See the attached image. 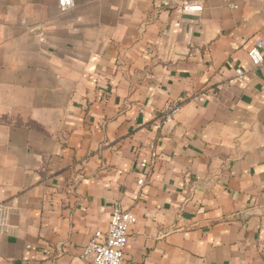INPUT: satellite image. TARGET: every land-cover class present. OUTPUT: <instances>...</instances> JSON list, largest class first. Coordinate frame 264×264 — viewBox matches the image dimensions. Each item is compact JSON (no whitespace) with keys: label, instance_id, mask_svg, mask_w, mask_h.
I'll return each instance as SVG.
<instances>
[{"label":"crops","instance_id":"0c3cea01","mask_svg":"<svg viewBox=\"0 0 264 264\" xmlns=\"http://www.w3.org/2000/svg\"><path fill=\"white\" fill-rule=\"evenodd\" d=\"M73 1L0 0V264H264V0Z\"/></svg>","mask_w":264,"mask_h":264},{"label":"built area","instance_id":"2783aa9c","mask_svg":"<svg viewBox=\"0 0 264 264\" xmlns=\"http://www.w3.org/2000/svg\"><path fill=\"white\" fill-rule=\"evenodd\" d=\"M59 7L66 10L73 6V0H58ZM190 10H201V5H191L187 7ZM43 41L44 38L42 37ZM264 41L258 40L254 42L249 50L248 55L255 66L264 64L263 54ZM237 74L242 76L244 71L239 68ZM183 102L181 100H168L164 107L156 116V123L161 127L172 121L181 111ZM157 157L155 151L151 152V161L154 162ZM150 162L142 161L141 168H146ZM146 178L140 177L139 185L145 183ZM138 195L142 194L139 189ZM5 204H0V210L5 211ZM137 221V215L129 208L124 207L122 202L115 201L112 205L110 220L104 229H98L94 232L89 242L84 246L82 259L84 264H122L126 247L130 242V234L133 226ZM5 224V219L4 223Z\"/></svg>","mask_w":264,"mask_h":264}]
</instances>
